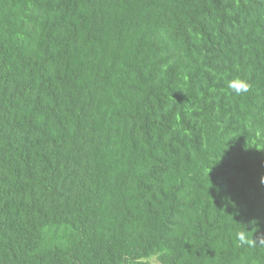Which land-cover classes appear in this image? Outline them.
<instances>
[{
  "label": "trees",
  "instance_id": "16d2710c",
  "mask_svg": "<svg viewBox=\"0 0 264 264\" xmlns=\"http://www.w3.org/2000/svg\"><path fill=\"white\" fill-rule=\"evenodd\" d=\"M150 258L264 264V0H0V264Z\"/></svg>",
  "mask_w": 264,
  "mask_h": 264
},
{
  "label": "clouds",
  "instance_id": "9594fccd",
  "mask_svg": "<svg viewBox=\"0 0 264 264\" xmlns=\"http://www.w3.org/2000/svg\"><path fill=\"white\" fill-rule=\"evenodd\" d=\"M229 87L234 91L236 94L245 93L249 89V84L242 80V79H234L229 82ZM250 231H246L245 228L242 230H238L236 233V239L241 244H251L253 243V238L249 236Z\"/></svg>",
  "mask_w": 264,
  "mask_h": 264
},
{
  "label": "rangeland",
  "instance_id": "374dc122",
  "mask_svg": "<svg viewBox=\"0 0 264 264\" xmlns=\"http://www.w3.org/2000/svg\"><path fill=\"white\" fill-rule=\"evenodd\" d=\"M149 260H150V262L153 263V264H160V263L156 262L154 258H150Z\"/></svg>",
  "mask_w": 264,
  "mask_h": 264
}]
</instances>
